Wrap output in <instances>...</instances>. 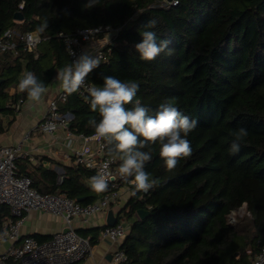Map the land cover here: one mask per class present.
<instances>
[{"label": "trees", "instance_id": "1", "mask_svg": "<svg viewBox=\"0 0 264 264\" xmlns=\"http://www.w3.org/2000/svg\"><path fill=\"white\" fill-rule=\"evenodd\" d=\"M86 3L0 0V34L12 30L40 38L30 52L21 43L14 51L0 53V98L7 97L10 87L18 88L26 71L48 86L70 64L59 33L99 25L118 29L114 41L104 47L106 61L87 81L102 86L104 76H114L135 82L137 99L150 115L171 100L198 121L187 137L192 155L174 170H166L159 145L151 146L152 160L145 171L158 182L147 193L134 191L122 209L127 219L139 210L149 213L135 219L120 246L124 264H251L264 247V0H180L178 5L172 0H99L91 9ZM17 12L22 21L14 20ZM153 18L158 21L153 30L158 39L170 41V51L149 62L139 58L134 45L142 40V25ZM44 21L48 29L37 33ZM87 96L76 92L59 103L61 113H71L68 130L76 135L92 136L88 121L99 120ZM26 98L17 89L13 99L20 105ZM240 127L249 135L232 154V134ZM68 175L56 185V174L49 173L51 187L42 190L34 182L32 187L81 205L110 192V187L102 194L93 192L85 181L94 172L83 166L68 168ZM242 206L244 213L230 224L229 215ZM8 218L14 219L9 208L0 205V232ZM76 233L95 244L86 231Z\"/></svg>", "mask_w": 264, "mask_h": 264}, {"label": "built area", "instance_id": "2", "mask_svg": "<svg viewBox=\"0 0 264 264\" xmlns=\"http://www.w3.org/2000/svg\"><path fill=\"white\" fill-rule=\"evenodd\" d=\"M118 29L108 25H99L92 28H82L74 33H59L69 63L76 60L85 51L96 56L100 63L106 61L104 47L108 46L116 38ZM40 38L26 32L24 34L7 30L0 34V53L14 51L19 44H23L25 50L32 51L36 48ZM70 53H74L70 54ZM92 86L87 80L85 86L78 93L88 94L87 88ZM67 94L64 91L58 92L52 98L47 107L43 119L38 124V130L45 134H53L58 129L68 130V123L72 120L69 112L61 113L59 103L65 102ZM22 103V101H19ZM19 104L14 108L18 112ZM55 125L54 132H45L46 125ZM72 134L69 131L68 137ZM84 143L93 139L92 136L79 135ZM96 143L95 154L81 147L73 150L74 163L92 170L94 175L104 172L109 177L110 192L103 195L98 201L81 205L78 201L67 198L64 195L53 193L44 194L32 187L29 177L17 173V161L26 158L19 146L0 145V205L6 206L15 220L3 225L0 232V245L5 241L12 243L21 242L20 246H10L0 252V264H73L84 260L92 253V245L88 238H82L73 227L74 222L86 223L96 215L108 210L112 204L120 198V189L125 188L133 194V185L124 181L113 162L105 154V145L102 141L94 140ZM145 193V192H143ZM38 211L62 218L65 231H57L48 241L39 242L34 237L24 236L19 229L22 224V216L26 213ZM245 211L242 206L229 215V223L234 224L236 216ZM128 234V228L123 223H116L113 226H105L101 230V237L116 244L112 254L113 264H124L126 256L120 248L122 241ZM251 264H264V247L260 248Z\"/></svg>", "mask_w": 264, "mask_h": 264}, {"label": "clouds", "instance_id": "3", "mask_svg": "<svg viewBox=\"0 0 264 264\" xmlns=\"http://www.w3.org/2000/svg\"><path fill=\"white\" fill-rule=\"evenodd\" d=\"M179 2L180 0H172L174 5ZM98 3L99 0H87L84 7L91 9ZM157 23L154 18L148 19L142 25V40L134 45L143 61H153L166 50L170 51V41L158 39L153 30ZM46 29L48 21L42 22L35 31L43 33ZM99 65L100 60L85 51L60 69L56 79L64 93L72 95L85 86L87 77ZM18 90L26 93L33 104H39L48 92V87L33 72L26 71L19 79ZM138 91L139 85L135 82L104 76L102 86L93 84L87 88L88 96L85 101L89 103L90 110L99 115L98 121L95 118L88 121V125L94 130L93 139L104 143L107 155L113 162H120V177L131 183L136 192L147 193L158 182L145 171L146 163L152 160L151 146L159 145V156L166 170H174L180 160L192 155L191 142L187 137L197 128L198 121L185 116L171 100L161 102L154 114L150 115V109L137 99ZM128 105L131 107H127ZM44 131L54 132L55 125H46ZM248 135V130L244 127L233 132L229 152L238 153ZM88 186L97 194L105 193L109 188V177L102 171L98 172L89 178Z\"/></svg>", "mask_w": 264, "mask_h": 264}, {"label": "crops", "instance_id": "4", "mask_svg": "<svg viewBox=\"0 0 264 264\" xmlns=\"http://www.w3.org/2000/svg\"><path fill=\"white\" fill-rule=\"evenodd\" d=\"M47 87L48 92L39 104H33L26 98L20 104L18 112L15 111L16 102L13 99L18 88L10 87L6 91L7 97L0 98V145L21 148L22 152L26 154V158L17 161V173L29 177L42 190L51 187L49 173L56 174V185H59L62 179L69 178L68 168L76 166L73 150L85 146L91 153L95 154L96 151L94 140L84 143L79 135L73 133H71V137H68L69 130L58 129L53 134H45L38 130V124L47 111L49 101L62 91L60 82L56 78ZM88 180L85 181L87 185ZM131 196L129 191L122 188L119 200L112 204L108 210L96 215L86 223L74 222L73 227L77 232L79 230L86 231L87 237L95 238L91 255L80 261L79 264H113L112 254L117 245L102 238L101 230L103 227L109 226L108 222H123L124 224L128 222L130 224H128V231L130 230L135 219H139L137 214L127 219L122 212ZM99 199L100 197L96 201ZM22 218L19 229L22 238L31 236L39 242L40 238L43 239L42 241H48L55 232L65 229L62 218L50 214L32 211L24 214ZM12 220L15 218L6 219L3 225ZM92 229L96 230L89 231ZM20 243L5 241L0 245V252L10 246H20Z\"/></svg>", "mask_w": 264, "mask_h": 264}, {"label": "water", "instance_id": "5", "mask_svg": "<svg viewBox=\"0 0 264 264\" xmlns=\"http://www.w3.org/2000/svg\"><path fill=\"white\" fill-rule=\"evenodd\" d=\"M167 1H169V0H167ZM14 20H16V21H22V20H23V16H22V14H21L20 12L15 13V14H14ZM70 126H71V124L68 123L67 127L70 128ZM78 201H79V200H78ZM136 214H137V217L141 220V219H144L145 217H147V215H148L149 213H148V211H145V210H139V211L136 212ZM115 224H116L115 222H113V223L108 222V225H109V226H113V225H115ZM66 230H67V229H65V231H66Z\"/></svg>", "mask_w": 264, "mask_h": 264}, {"label": "rangeland", "instance_id": "6", "mask_svg": "<svg viewBox=\"0 0 264 264\" xmlns=\"http://www.w3.org/2000/svg\"><path fill=\"white\" fill-rule=\"evenodd\" d=\"M126 224H127V228H128V224H129V223H128V222H126ZM126 224H125V225H126ZM129 225H130V224H129Z\"/></svg>", "mask_w": 264, "mask_h": 264}]
</instances>
